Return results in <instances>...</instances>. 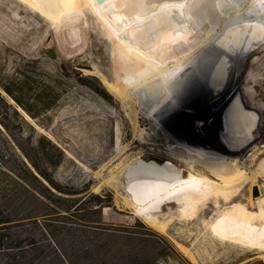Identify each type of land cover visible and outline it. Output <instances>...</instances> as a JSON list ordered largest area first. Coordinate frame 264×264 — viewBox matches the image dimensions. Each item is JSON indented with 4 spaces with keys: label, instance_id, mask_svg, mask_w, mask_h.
<instances>
[{
    "label": "bare ground",
    "instance_id": "obj_1",
    "mask_svg": "<svg viewBox=\"0 0 264 264\" xmlns=\"http://www.w3.org/2000/svg\"><path fill=\"white\" fill-rule=\"evenodd\" d=\"M19 1L54 25L87 10L114 46L115 81L101 79L131 138L117 125L116 154L98 172L95 190L110 187L156 229L171 223L174 205L181 219L204 216L213 206L202 222L209 235L264 253L263 107L242 90L249 60L264 53V0H122L124 14L115 12L117 0ZM197 110L217 112V142L186 140L175 131L180 115ZM144 123L157 143L147 141ZM154 153L168 162L146 159ZM163 203L171 206L166 214Z\"/></svg>",
    "mask_w": 264,
    "mask_h": 264
},
{
    "label": "rangeland",
    "instance_id": "obj_2",
    "mask_svg": "<svg viewBox=\"0 0 264 264\" xmlns=\"http://www.w3.org/2000/svg\"><path fill=\"white\" fill-rule=\"evenodd\" d=\"M59 22L54 25V22L19 0H0V63L4 62L5 70L9 72L20 58L39 59L43 69L51 73L58 63L69 60L80 67L82 75L97 78L104 95L93 89L95 84L91 81L79 82L74 77L67 79L66 90L59 105L43 118L48 129L31 121L25 113L23 116L31 121L38 135L47 137L66 152V161L53 174L54 181L71 193L66 197L84 201L92 194L97 195L102 203L97 206L93 199H87L79 211L80 217L70 216L60 207L52 211L54 214L34 219H21L22 214L18 215L0 227V239L6 236L0 241V264H15V261H23L25 264H59V261H64L66 254L76 260L83 250L90 247L97 253L101 252V257L115 252L125 256L126 246L122 242L106 239L105 234L132 227L147 231L154 241L148 249L152 260L147 264H245L253 260L264 261V253L209 235L207 226L202 222L216 211L217 208L213 206L204 216L199 213L193 219H181L176 213L177 206L171 209L170 205L163 203L160 206L163 213L171 209L174 218L165 229H156L131 208H126L110 187L103 185L98 191L95 190L101 184L98 172L116 154L117 125H120L127 141L131 138L124 112L101 79L104 76L111 82L115 81L119 70L118 59L108 35L87 10ZM49 50L54 51L53 57L48 53ZM242 78L246 100L260 103L263 107L260 125L262 145L264 53L259 54L254 62L249 60ZM214 113L217 112L197 110L187 116L180 115L182 118L175 131L186 140L206 144L217 142L215 132L218 116L212 115ZM142 129L147 141L157 143L150 138L149 135L153 133L145 123ZM14 131L23 140L28 136L25 128ZM148 158L160 163L168 162L167 157L161 153L146 155ZM261 158L264 159V154ZM260 183L263 181L260 180ZM120 193L123 194V191ZM243 194L245 202L249 195L247 186ZM99 207V212H95ZM159 208L155 211L158 212ZM161 239L172 250L164 246ZM181 246L188 250L191 258L182 251Z\"/></svg>",
    "mask_w": 264,
    "mask_h": 264
},
{
    "label": "trees",
    "instance_id": "obj_3",
    "mask_svg": "<svg viewBox=\"0 0 264 264\" xmlns=\"http://www.w3.org/2000/svg\"><path fill=\"white\" fill-rule=\"evenodd\" d=\"M53 52L48 51L52 57ZM69 77L79 82H93V89L104 95L97 78L82 75L80 67L69 60L58 63L51 73L43 69L39 59L20 58L9 72H6L4 62L0 63V227L21 214V219L54 214L52 211L57 207L70 216L80 217L79 211L87 199H93L97 206L102 203L97 195L92 194L84 201L66 197L71 193L53 179L66 157L56 143L38 135L31 124L33 121L48 129L43 118L59 105ZM23 113L31 121L26 120ZM18 128L27 130L25 140L14 131ZM100 207L94 211L99 212ZM4 238L6 236L0 241ZM105 238L122 242L127 249L126 255L115 252L101 257V252L90 247L76 260L66 254L59 264H147L152 260L148 249L154 241L143 229H116L107 232ZM162 244L171 249L166 241L162 240ZM15 264L25 262L15 261ZM245 264H264V261L253 260Z\"/></svg>",
    "mask_w": 264,
    "mask_h": 264
},
{
    "label": "water",
    "instance_id": "obj_4",
    "mask_svg": "<svg viewBox=\"0 0 264 264\" xmlns=\"http://www.w3.org/2000/svg\"><path fill=\"white\" fill-rule=\"evenodd\" d=\"M127 7L125 5H122V0H117L116 1V4H115V7H114V10L117 14H124L125 11H126ZM214 50H217L214 48ZM210 90L212 92V95H216L217 94V90L216 88H213V87H210ZM25 118V117H24ZM26 119V118H25ZM36 129V128H35ZM64 152V154H66V152L64 150H62ZM258 194V191L257 189L254 187L253 188V196H257Z\"/></svg>",
    "mask_w": 264,
    "mask_h": 264
}]
</instances>
